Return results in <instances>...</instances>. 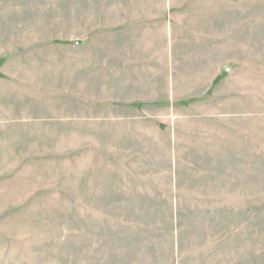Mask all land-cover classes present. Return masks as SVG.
Listing matches in <instances>:
<instances>
[{
	"label": "rangeland",
	"instance_id": "rangeland-1",
	"mask_svg": "<svg viewBox=\"0 0 264 264\" xmlns=\"http://www.w3.org/2000/svg\"><path fill=\"white\" fill-rule=\"evenodd\" d=\"M0 264H264V0H0Z\"/></svg>",
	"mask_w": 264,
	"mask_h": 264
},
{
	"label": "crops",
	"instance_id": "crops-1",
	"mask_svg": "<svg viewBox=\"0 0 264 264\" xmlns=\"http://www.w3.org/2000/svg\"><path fill=\"white\" fill-rule=\"evenodd\" d=\"M145 22H141V20H137L136 22L132 21V23H127L126 21H122V25L110 26L107 30V35L112 36L113 38L119 39L120 37H131L132 41H137L138 39H143L142 31ZM128 61L126 64L128 65Z\"/></svg>",
	"mask_w": 264,
	"mask_h": 264
}]
</instances>
